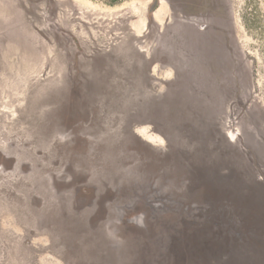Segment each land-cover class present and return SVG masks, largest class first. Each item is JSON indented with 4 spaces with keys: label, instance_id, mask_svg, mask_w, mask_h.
I'll return each mask as SVG.
<instances>
[{
    "label": "rangeland",
    "instance_id": "obj_1",
    "mask_svg": "<svg viewBox=\"0 0 264 264\" xmlns=\"http://www.w3.org/2000/svg\"><path fill=\"white\" fill-rule=\"evenodd\" d=\"M113 1L0 0V264H264L245 0Z\"/></svg>",
    "mask_w": 264,
    "mask_h": 264
},
{
    "label": "trees",
    "instance_id": "obj_2",
    "mask_svg": "<svg viewBox=\"0 0 264 264\" xmlns=\"http://www.w3.org/2000/svg\"><path fill=\"white\" fill-rule=\"evenodd\" d=\"M123 1L115 0L112 4H121ZM156 6L151 10H154ZM240 18L247 34L263 46L264 54V9L260 4V0H245Z\"/></svg>",
    "mask_w": 264,
    "mask_h": 264
}]
</instances>
